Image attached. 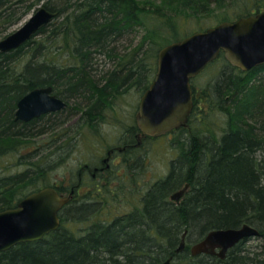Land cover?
Here are the masks:
<instances>
[{
    "label": "trees",
    "instance_id": "obj_1",
    "mask_svg": "<svg viewBox=\"0 0 264 264\" xmlns=\"http://www.w3.org/2000/svg\"><path fill=\"white\" fill-rule=\"evenodd\" d=\"M38 1L0 0V38ZM224 1L44 0L52 20L16 49L0 52V210L47 185L69 192L70 187L45 179L66 158L65 139L74 138L70 120L78 116V133L83 125L96 130L115 98L129 88L148 87L157 53L168 43L148 26L153 12L180 2L195 15ZM239 12L238 17L252 14ZM139 28L140 39H130ZM223 61L221 53L208 64L216 66L215 75L195 98L187 122L196 120L205 130L193 128L168 173L143 187L139 206L76 233L72 223L88 220L102 200L71 198L59 211L55 230L1 251L0 264H161L169 256H180L184 264H264V244L254 254L234 247L224 259L191 257L188 244L174 252L184 229L189 235L197 231L199 239L210 229L247 222L264 235V64L242 72ZM45 85L68 104L28 122L15 120L17 100ZM198 111L207 118L202 121ZM212 122L224 127L219 137L206 134ZM137 130L126 128L122 139L134 138ZM185 183L184 197L171 201L170 194Z\"/></svg>",
    "mask_w": 264,
    "mask_h": 264
},
{
    "label": "water",
    "instance_id": "obj_2",
    "mask_svg": "<svg viewBox=\"0 0 264 264\" xmlns=\"http://www.w3.org/2000/svg\"><path fill=\"white\" fill-rule=\"evenodd\" d=\"M53 15L45 6H40L24 24L0 38V52L21 45ZM221 52L232 65L241 69L263 63L264 10L233 21H221L159 49L156 72L140 97L135 115L138 139L143 135L154 136L177 129L186 123L193 107L191 79ZM16 106V119L28 121L63 108L65 102L47 86L30 90ZM188 186L189 183H185L170 195V199L178 203ZM70 198L71 192L63 194L47 186L30 192L15 207L0 210V252L20 242L41 239L55 230L59 226L58 213ZM185 232L177 250L183 247ZM249 233H256V230L249 226L211 230L192 246L191 252L214 254L218 248L216 254L223 257L230 247ZM168 263L169 259L162 264Z\"/></svg>",
    "mask_w": 264,
    "mask_h": 264
},
{
    "label": "rangeland",
    "instance_id": "obj_3",
    "mask_svg": "<svg viewBox=\"0 0 264 264\" xmlns=\"http://www.w3.org/2000/svg\"><path fill=\"white\" fill-rule=\"evenodd\" d=\"M231 1L233 2L231 3ZM231 1L225 0L222 5H218L217 3L212 4V8L210 7L211 9L209 12L195 15L186 12L182 3L179 2L171 5L173 8L170 7L169 11H163L160 14L153 12V17L149 21L148 26L151 30H153V28L155 29L154 32L156 37L160 38L164 36L159 39L160 42H168L167 44H170L171 42L181 40L193 32L212 27L221 21L236 20L239 18L236 15L240 10L251 9V12L254 10L252 13L258 10H264V0H259L261 3L256 0ZM153 3L158 4L160 0H153ZM257 6L259 7L257 8ZM239 13L241 14V12ZM30 14L31 13L26 14L19 23L8 29V32L20 26ZM142 34L143 29L139 28L132 33L129 38L132 40L134 38L139 40ZM127 42L126 40L125 43ZM215 70V65H209L191 80L192 86L195 89L196 98L197 96L199 97L202 87L205 86L206 81L213 75ZM142 93L143 92L135 88H129L127 92L115 98L111 102V107L105 110L104 119L96 124V130L90 129L87 125H83L78 133V123H75V120L72 124L74 130L71 131L74 138L72 140L65 139L64 142V151L65 153L67 152L66 158L60 165L56 166L47 174L45 182H54L55 184L61 183L62 186L69 185L71 182L75 183L78 179V170L84 163L97 164L101 161V158L105 155L106 148L118 144V141L122 139L125 129L135 124V115ZM74 118L78 120V116L74 115L72 119ZM198 126L201 130H205L203 124H198L197 121L194 120L177 130L162 133L150 139H145L142 142L141 149L135 152L140 154L139 165H136L135 171H133L134 168L129 169V167L124 166L119 158L121 167L114 169L107 179H102L101 181L98 179L96 185L99 186L95 187V184L93 185V183H91L90 174L88 177H82L81 182L83 188H80L79 195H77L78 198H89L90 200L96 201L102 200L103 202L99 206V210L91 214L88 220L72 223L71 228L73 231L76 233L83 232L84 228L89 226L93 221L101 219V221L106 220L108 222L115 216L122 215L127 211L129 212L134 208H132V205H134L133 201H137L136 206H139L138 199L134 200L133 195L138 192L139 183L141 182L142 188L148 186L150 183L152 184L155 180L167 174L170 169V161L177 158L179 153L186 150L187 145L185 138H187L190 133L192 134L194 132V127ZM208 128L211 129L212 124L209 123ZM3 163L4 161H2L1 165H3ZM127 172H130V177L127 181L132 180L134 177L138 179V184L136 186L138 189L133 185L130 188L124 185L123 176L125 174L127 175ZM196 235L197 233L194 231L190 232L189 239L193 241ZM192 241L188 243L191 244ZM260 242V239L250 238L247 243L248 245H254L256 250H258ZM176 260L181 261L182 259L178 256ZM181 262L183 263V261Z\"/></svg>",
    "mask_w": 264,
    "mask_h": 264
},
{
    "label": "flooded vegetation",
    "instance_id": "obj_4",
    "mask_svg": "<svg viewBox=\"0 0 264 264\" xmlns=\"http://www.w3.org/2000/svg\"><path fill=\"white\" fill-rule=\"evenodd\" d=\"M255 13H257V12H254L252 14H255ZM75 120H76L75 118L71 119L70 120L71 124H73V122ZM134 125L136 126V124H134ZM171 131H174V130H171ZM138 134H139V130H137V132L134 133V135H135L134 138H128V139L124 138V139H121L120 141H118V144L111 145L110 147H107L105 150L104 157L101 158V161H99L97 164L84 163L78 170L77 181L75 183L71 182L69 185H63V187H65V188L70 187L69 193L71 192V198L75 199V201L78 202L79 198L77 195H79L80 188H83V185L81 182L82 177L83 178H84V176L88 177L90 174L91 183H93V185L95 184V187H97V186H99V185H96V183H97L96 181L98 179H100V181L102 179L103 180L107 179L108 176L111 174V172L114 169H116L117 167H121L120 159H121L122 164L124 166L129 167V169L134 168L133 171H135L136 165H139V158H140V154L135 153V152H138L141 149L142 142H143L141 140L139 143H137V135ZM155 136H157V135H155ZM155 136H149L148 139L153 138ZM123 155H125V156H123ZM123 162H125V163H123ZM129 177H130V172H127V175L125 174L123 176L124 185L127 186L128 188L132 187V185H133L136 188V186L138 184V179H136L134 177L132 180L127 181V179H129ZM124 185H123V187H124ZM150 185H151V183L148 186H150ZM136 189H138V188H136ZM142 189H143V187L141 188V182H140L138 192L133 194L134 200L138 199L139 204H140V199H141V195H142ZM133 202H134V205H132V208L136 207V205H137V201L136 202L133 201ZM127 212H124V214ZM228 252H229V249L225 252V255L222 257V259H224L227 256ZM200 255H209V256H212V258L217 256L216 254L200 253L197 255H191V257H199ZM187 262H189V261H187ZM172 263L179 264V262L175 258L171 257L169 259L168 264H172Z\"/></svg>",
    "mask_w": 264,
    "mask_h": 264
},
{
    "label": "bare ground",
    "instance_id": "obj_5",
    "mask_svg": "<svg viewBox=\"0 0 264 264\" xmlns=\"http://www.w3.org/2000/svg\"><path fill=\"white\" fill-rule=\"evenodd\" d=\"M40 6H45L44 5V0H39L38 2H37V4L34 6V8H32L28 13H26V14H29V13H31L29 16H28V18L22 23V24H24L33 14H34V12L40 7ZM45 8H47V7H45ZM49 10V9H48ZM51 11V10H50ZM53 12V11H52ZM54 13V12H53ZM25 14V15H26ZM25 15H23L22 17H21V19L18 21V23L22 20V18L25 16ZM54 16V15H53ZM53 18V17H52ZM52 20V19H51ZM50 20V21H51ZM49 21V22H50ZM48 22V23H49ZM47 23V24H48ZM21 24V25H22ZM46 24V25H47ZM20 25V26H21ZM45 25V26H46ZM20 26H18L17 28H19ZM45 26H43V27H45ZM43 27H41V28H43ZM17 28H15L14 30H16ZM40 28V29H41ZM39 29V30H40ZM38 30V31H39ZM12 32V31H11ZM10 33V32H9ZM8 33V34H9ZM7 35V34H6ZM34 36V34L30 37V38H32ZM29 38V39H30ZM29 39H27V40H29ZM26 40V41H27ZM24 43V42H23ZM22 43V44H23ZM20 46V45H19ZM19 46H17V47H19ZM16 47V48H17ZM16 48H13V49H16ZM13 49H11V50H13ZM11 50H8V51H11ZM8 51H5V52H8ZM218 57H220V55L219 56H217L216 57V59H218ZM215 59V60H216ZM223 60H225L226 62H224V63H228V64H230L231 66H233V67H236V68H238L240 71H242V72H246V71H250L253 67H251V68H249V69H241L240 67H238V66H235V65H232L226 58H224V56H223ZM210 64V63H209ZM264 64V62L263 63H261V64H259V65H263ZM219 66H222V65H224L223 63H219L218 64ZM259 65H257V66H259ZM209 65H206L204 68H203V70L205 69V68H207ZM254 67H256V66H254ZM202 70V71H203ZM201 73V72H200ZM199 73V74H200ZM198 74V75H199ZM214 73H213V75H211V77H210V79L212 78V77H214ZM47 86H49V87H51V92L53 93V88H52V86L51 85H45V86H37V87H47ZM190 86H191V91H192V97H193V107H192V110H193V108H194V104H195V98H196V95H195V89L193 88V86H192V82H190ZM37 87H34V88H37ZM33 88V89H34ZM32 90V89H31ZM30 91V90H29ZM28 91V92H29ZM27 93V92H26ZM25 93V94H26ZM25 94H23V95H25ZM54 94V93H53ZM22 95V96H23ZM21 96V97H22ZM20 97V98H21ZM59 97V96H58ZM19 98V99H20ZM59 98H61V97H59ZM18 99V100H19ZM62 99V98H61ZM18 100H17V102H18ZM64 102H65V106L68 104L67 103V101L66 100H64V99H62ZM17 102H16V105H17ZM71 102V101H70ZM64 106V107H65ZM63 107V108H64ZM16 108H17V106L15 107V110H16ZM63 108H61V109H59V110H56V111H50V112H48V113H51V112H57V111H60V110H62ZM192 110H191V112H192ZM191 112H190V114H191ZM199 112V115H200V118L202 117V121H203V119L205 120L206 118H207V114L205 113V112H203V111H198ZM47 114V113H46ZM190 114H189V116H190ZM14 115H15V111H14ZM189 116H188V119H187V121H186V123L183 125V126H185V125H187V122H188V120H189ZM15 118V120H20V119H16V117H14ZM32 119H34V118H32ZM32 119H30V120H32ZM76 119V118H75ZM30 120H28V121H30ZM20 121H23V120H20ZM28 121H23V122H28ZM212 120H210V122H211ZM205 122V121H204ZM75 123H77V119H76V121H75ZM210 124H212V128L210 129V131H208V133H206V134H208L209 136L210 135H214V136H216V137H219L221 134H223V129H224V127H222V126H220V125H218V124H215V123H210ZM216 126V127H215ZM179 129V128H178ZM175 130H177V129H175ZM155 136V135H154ZM149 138V136L148 135H143L140 139H138L137 138V143H139L141 140L142 141H144L145 139H148ZM47 186H51V187H54L55 189H56V187H55V185H47ZM47 186H44V187H47ZM184 186V184L179 188V189H181L182 187ZM42 188V187H41ZM40 189V188H39ZM179 189H177V190H179ZM188 189V188H187ZM38 190V189H37ZM57 190V189H56ZM176 190V191H177ZM33 191H35V190H33ZM32 192V191H31ZM187 191H185L184 192V194H183V196H182V198L184 197V195H185V193H186ZM30 193V192H29ZM29 193H27V194H29ZM26 194V195H27ZM25 195V196H26ZM171 195V194H170ZM24 197V196H23ZM22 197V198H23ZM181 198V199H182ZM21 199V198H20ZM19 199V200H20ZM71 199V198H70ZM18 200V201H19ZM171 200V199H170ZM18 201H17V203H18ZM172 201V200H171ZM174 202V201H173ZM180 202V201H179ZM178 202V203H179ZM17 203H16V205H17ZM15 207V206H14ZM243 226H249V227H251V228H253V229H255L256 230V233H249V234H247V235H245L243 238H241L239 241H237L232 247H230L229 248V250L230 249H232V248H234V247H236L235 248V251L237 252V253H241L242 251V253H244V251H249V253H252V254H254L255 253V251L257 252V253H261V249H260V246H259V248H258V250H256V248L254 247V245H248V240L250 239V238H256V239H260L261 240V242L259 243L261 246L264 244V235L263 234H261L260 233V231H259V229H257L254 225H252V224H250V223H247V222H244V223H241L240 225H238L237 227H226V228H239V227H243ZM226 228H213V229H210L209 231H211V230H216V229H226ZM186 231V232H185ZM208 231V232H209ZM185 232V236H184V238H183V241H184V244H183V247L180 249V250H177L178 249V247H179V245H180V242H181V240H182V234ZM207 232V233H208ZM195 233H197V231L195 232ZM206 233V234H207ZM182 234H181V239H180V242H179V244H178V246L176 247V249H175V253H181L185 248H186V245L188 244V251H189V254H191V255H197V254H192V252H191V248H192V246L195 244V243H197L198 241H200L201 239H203L204 238V236L206 235H203L201 238H199V239H193V241L192 240H190L189 239V232H188V229H184L183 230V232H182ZM190 241H192V243L191 244H189L188 242H190ZM219 251V249L218 248H216L215 249V253L214 254H216V252H218ZM217 256L216 257H218L219 259H222V256H219L218 254H216ZM172 256H169L167 259H170ZM167 259H165L164 261H166ZM263 259H264V254H263Z\"/></svg>",
    "mask_w": 264,
    "mask_h": 264
}]
</instances>
